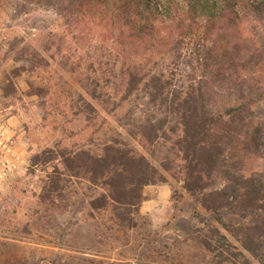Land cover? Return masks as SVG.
Returning a JSON list of instances; mask_svg holds the SVG:
<instances>
[{
    "label": "trees",
    "instance_id": "16d2710c",
    "mask_svg": "<svg viewBox=\"0 0 264 264\" xmlns=\"http://www.w3.org/2000/svg\"><path fill=\"white\" fill-rule=\"evenodd\" d=\"M45 1L71 14L69 26L81 31L70 40L54 36L45 44L47 56L29 45L16 51L15 74L29 73L25 80L45 118L57 91L40 76L52 62L82 90L72 96L64 129L84 141L67 144L62 137L35 161L51 163L52 187L70 178L94 186L99 197L91 205L130 226L142 187L168 171L220 223L219 210L231 200L258 213L260 224L237 230L236 239L260 256L264 170L227 165L225 138L252 137L244 119L252 112L253 92H264V0ZM90 23L99 27L96 35H90ZM8 78L17 91L16 79ZM126 103L134 108L118 117L119 126L143 150L97 125L105 119L102 111L115 114ZM135 108L142 119L133 115Z\"/></svg>",
    "mask_w": 264,
    "mask_h": 264
},
{
    "label": "rangeland",
    "instance_id": "374dc122",
    "mask_svg": "<svg viewBox=\"0 0 264 264\" xmlns=\"http://www.w3.org/2000/svg\"><path fill=\"white\" fill-rule=\"evenodd\" d=\"M59 11L45 0L0 3V264H263L264 249L255 256L236 239L237 230L260 224L258 213L231 200L219 210L220 223L179 176L168 171H162L165 178L142 187L130 226L120 225L111 210L91 205L99 197L98 188L76 178L52 187L51 163L35 161L45 145L62 137L67 144L84 141L64 129L70 125L65 122L72 96L82 90L52 62L40 76L57 91L45 118L25 80L29 73L15 74V59L21 45L47 56L45 44L54 36L70 40L80 34L69 26L72 15ZM91 24L86 27L96 35L100 29ZM8 77L16 79L17 91L7 85ZM253 95L252 112L244 119L252 137L225 138L227 165L246 172L264 170V92ZM132 108L126 103L115 114L102 111L105 119L99 118L97 125L143 150L139 140L119 126L118 117L129 115ZM133 110L136 119L143 118L141 110ZM96 137L98 141L101 135Z\"/></svg>",
    "mask_w": 264,
    "mask_h": 264
}]
</instances>
